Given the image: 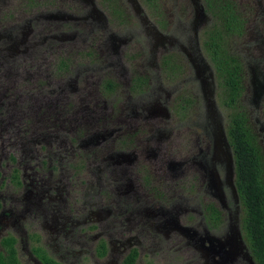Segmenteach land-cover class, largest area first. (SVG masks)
Masks as SVG:
<instances>
[{
    "label": "flooded vegetation",
    "instance_id": "1",
    "mask_svg": "<svg viewBox=\"0 0 264 264\" xmlns=\"http://www.w3.org/2000/svg\"><path fill=\"white\" fill-rule=\"evenodd\" d=\"M112 1L0 0V259L13 249L22 264L18 244L30 232L23 264H63V249L82 264L87 249L91 264H124L135 250L136 264L152 238L142 231L164 227L184 235L201 264H259L243 228L231 130L241 123L251 135L264 184V0L244 16L229 0L243 18L228 39L241 65L232 87L206 51V1L183 0L185 13L166 14L186 42L151 43L140 62L123 61L118 48L142 58L139 43L128 45L135 26L159 30L141 0H126L134 12ZM241 37L244 52L234 49ZM185 59L196 90L159 74L185 70ZM159 100L175 101L179 123Z\"/></svg>",
    "mask_w": 264,
    "mask_h": 264
},
{
    "label": "trees",
    "instance_id": "2",
    "mask_svg": "<svg viewBox=\"0 0 264 264\" xmlns=\"http://www.w3.org/2000/svg\"><path fill=\"white\" fill-rule=\"evenodd\" d=\"M213 19L205 40L206 51L215 63L226 85L232 87L240 80L241 65L229 52L228 39L241 34L243 18L229 0H204ZM148 10L156 9L159 0H141ZM231 130V143L236 161V183L244 206L243 228L256 262L264 264V184L259 177L261 155L257 145L243 125L235 124ZM137 252L134 250L124 264H133ZM48 264H54L47 259ZM0 264H19L14 250Z\"/></svg>",
    "mask_w": 264,
    "mask_h": 264
},
{
    "label": "rangeland",
    "instance_id": "3",
    "mask_svg": "<svg viewBox=\"0 0 264 264\" xmlns=\"http://www.w3.org/2000/svg\"><path fill=\"white\" fill-rule=\"evenodd\" d=\"M116 2H118V0H115ZM115 1H112L111 6L114 7L115 5ZM125 6H129V12H134L133 8L130 6V4L128 3V1L126 0H121ZM182 1L183 0H159V5L156 6V9H150L148 10L146 8V6L144 7L142 5L143 8H146V10L149 11V23L150 24H155L159 30V34L156 36H152V34L154 33V30L152 32V34H150L149 36H146L144 33V29H146V26H150V25H143L142 27L137 24L135 26V29L138 31V33L133 36V38L131 39V41L128 42V45H131L132 43H139L143 49L144 52L143 57L140 58V54H136L135 52H132L131 48H128V46H121L118 48L119 52H122V57H123V61H129L130 56L134 57L135 60L137 62H140L141 60H145L148 61L150 60V54L148 53V50L151 46V43L156 42L157 43V47L159 46V44L163 38H165L166 40L163 42L165 44L168 43L169 39L171 37H175L177 38V41L180 43H184L186 42V38H187V34L186 33H182V29L179 28L177 29L175 26V22L170 23V26H168L169 24V19L172 18L171 16H173V19H175L177 17V15L181 12H186V9L184 8V5H182ZM190 1V0H189ZM238 1V3H242L241 7L239 9V11L241 12V14L244 16V13H248L250 10L249 8L251 7V1L252 0H236ZM192 5V4H191ZM141 6V5H140ZM99 8L101 9V11L103 12H107V10L105 8H101L99 6ZM142 8V9H143ZM156 11L161 12L164 16H162L163 18L166 17V14H168L169 12L170 14V18L167 16L165 23L163 24V26H160L159 22L157 19ZM239 12V13H240ZM165 13V14H164ZM185 16V15H183ZM182 20L184 17H181ZM113 22V21H112ZM111 22V23H112ZM124 29L126 28H130L129 26L126 25V22H122ZM114 26V25H113ZM117 26H114V28H116ZM122 29V28H121ZM122 29V30H124ZM185 37V38H184ZM234 37H232V39H234ZM243 37L239 38L237 40V42H234V49L236 51H241L244 52L243 50V43L242 40ZM231 44V43H229ZM240 52V53H241ZM164 55V54H163ZM162 58V55L161 57ZM184 58V57H183ZM185 61L186 65L184 66L185 70H182L181 72L179 71V69H174V71H170V69H159V74H161L162 76V80H164V84H170V86L175 87L177 90L179 89H184L185 86L194 88L196 90V85L197 82L192 78V75L189 72V67L190 65L186 62L185 60H182V62ZM212 63V61H210ZM146 64L144 63V66ZM215 65V64H214ZM140 69V68H138ZM165 73H167L168 78H166L164 75ZM148 94V93H147ZM185 94H181L180 96L178 95V97H184ZM145 96V95H144ZM148 95L145 96V98H147ZM150 100H153L152 97H148ZM157 108L161 111L164 112V114L169 115L174 118L176 120V107L177 105H175V101H171V102H167L165 100H159L158 104L156 105ZM222 110V109H220ZM195 110L193 108V106L190 107V111L188 113V116L186 118V124H192V122L195 121ZM194 120V121H193ZM176 123H179L176 120ZM193 125V124H192ZM0 134L3 136V138L7 139V137L5 136V134L0 130ZM1 143V140H0ZM44 154L43 152L38 156L39 158L41 157V155ZM36 161V160H35ZM4 165V162H3ZM1 172H3V177L7 178L8 177V168L6 170H1ZM69 174L71 175L72 171L71 169H68ZM56 175V174H55ZM71 178H73V176H71ZM73 184V181H71ZM25 222H29L28 219H26ZM142 233H150V235L152 236V238H145L146 242L142 245V248L139 249L140 252V256L137 258L136 260V264H201L205 261V258L201 256L199 250L197 248L194 247H190L187 245V238L182 235V234H178L179 232L177 231L176 233H173L168 231L166 228L164 227H160L158 229L155 228H151V227H147V229H144L142 231ZM37 234V233H36ZM30 235V232L27 234L26 233L23 234L21 237L26 239L24 241V243L22 244L21 241L19 242L18 246L20 249V253H22V260L23 262H25L26 260V249H30L31 248V244L34 243L33 240L28 237ZM26 236V237H25ZM174 236V237H173ZM170 237L172 238V240L170 239ZM52 241V240H51ZM30 242L29 245H27ZM22 247L24 248V250H22ZM76 250H78V247H75ZM76 259V255L75 257H72L71 255L69 256V259L67 261V254L65 253V250H62V262L63 264H82V262H79L81 260H77ZM83 261V264H91L90 263V259H91V250L87 249V251L84 253L83 257L81 258ZM22 262V264H23ZM78 262V263H77Z\"/></svg>",
    "mask_w": 264,
    "mask_h": 264
}]
</instances>
